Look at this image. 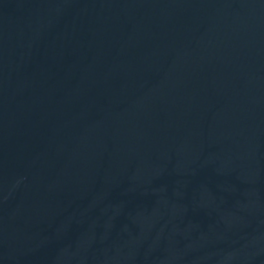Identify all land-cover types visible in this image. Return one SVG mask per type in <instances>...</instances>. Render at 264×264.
Listing matches in <instances>:
<instances>
[{"label":"water","instance_id":"water-1","mask_svg":"<svg viewBox=\"0 0 264 264\" xmlns=\"http://www.w3.org/2000/svg\"><path fill=\"white\" fill-rule=\"evenodd\" d=\"M0 264H264V0H0Z\"/></svg>","mask_w":264,"mask_h":264}]
</instances>
